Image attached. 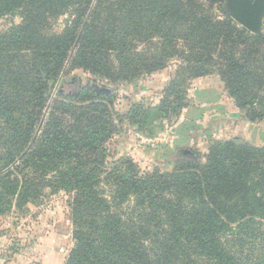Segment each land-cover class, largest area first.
<instances>
[{
  "label": "trees",
  "instance_id": "16d2710c",
  "mask_svg": "<svg viewBox=\"0 0 264 264\" xmlns=\"http://www.w3.org/2000/svg\"><path fill=\"white\" fill-rule=\"evenodd\" d=\"M224 2L0 0V18H20L0 33V215L47 188L73 192L65 264H264V250L245 258L239 243L264 223V145L208 137L203 162L172 156L169 172L142 173L130 158L105 168L95 157L122 121L179 115L190 82L211 74L245 121L264 120V29L238 25ZM172 59L181 64L155 108L118 115L112 93L86 88L70 101L48 96L70 70L114 90Z\"/></svg>",
  "mask_w": 264,
  "mask_h": 264
},
{
  "label": "rangeland",
  "instance_id": "374dc122",
  "mask_svg": "<svg viewBox=\"0 0 264 264\" xmlns=\"http://www.w3.org/2000/svg\"><path fill=\"white\" fill-rule=\"evenodd\" d=\"M222 8L227 13L226 0ZM19 23L20 18L15 15L0 18V33ZM64 23L65 17L60 18L53 30L59 32ZM180 64L172 59L165 68L142 77L134 85L122 84L114 90L89 73L74 69L51 82L48 96L50 100L70 101L85 89V84L96 82L111 89L113 109L118 115L133 104L155 108L165 97ZM214 75L211 74L212 78L207 83L195 85L190 82L187 107L179 115L160 118L142 127L122 121L117 125L119 131L107 142L104 151L96 154L97 161L106 168L120 158H130L142 173L154 170L169 172L173 165L167 162L180 148L195 152L203 162V149L208 137L216 140L239 139L263 146L264 120L251 125L244 120V112L236 110L233 104L230 109L238 113L235 116L224 114L231 101L223 92V83ZM74 85L80 87L78 91L76 87V90L73 89ZM232 122L237 126L235 131L230 132ZM73 197V192L47 188L38 200L27 203L21 209L13 199L10 210L0 215V264H65L74 246L70 217ZM253 227L262 228H257L249 238L242 237L244 242H239L243 244L242 255L249 259L264 250V223L263 226L258 223Z\"/></svg>",
  "mask_w": 264,
  "mask_h": 264
},
{
  "label": "water",
  "instance_id": "95a60500",
  "mask_svg": "<svg viewBox=\"0 0 264 264\" xmlns=\"http://www.w3.org/2000/svg\"><path fill=\"white\" fill-rule=\"evenodd\" d=\"M226 11L228 15L241 27L255 35L262 34V23L264 19V0H226ZM96 95H110L111 89L91 82L84 85ZM236 144H242L241 140H234ZM175 159L198 161V156L190 149L180 148L173 155Z\"/></svg>",
  "mask_w": 264,
  "mask_h": 264
},
{
  "label": "crops",
  "instance_id": "0c3cea01",
  "mask_svg": "<svg viewBox=\"0 0 264 264\" xmlns=\"http://www.w3.org/2000/svg\"><path fill=\"white\" fill-rule=\"evenodd\" d=\"M214 76H215V75H214ZM209 78H212V76L209 75V76L201 77V78H198V79L193 80L192 82H194L195 85L203 84V83H205V82L207 83V81L209 82V81H210ZM214 78H215V77H214ZM224 99H225V98H224ZM228 101H231V102H228L227 111L224 112V114H227V116H228V115H229V116H235L236 113H238V112H236V111L230 109V106H232L233 101H232L231 99H228ZM232 107H233V106H232ZM236 117H237V116H236ZM251 125H254V124H251ZM236 126H237V124H235V122H232V123H231V127H230V132L235 131V130H236V129H235Z\"/></svg>",
  "mask_w": 264,
  "mask_h": 264
},
{
  "label": "flooded vegetation",
  "instance_id": "af4514ba",
  "mask_svg": "<svg viewBox=\"0 0 264 264\" xmlns=\"http://www.w3.org/2000/svg\"><path fill=\"white\" fill-rule=\"evenodd\" d=\"M75 87L77 88V91H78V90H79V88H80L78 85H76V86L74 85L73 89H75V90H76V88H75ZM70 88H72V87H70Z\"/></svg>",
  "mask_w": 264,
  "mask_h": 264
}]
</instances>
